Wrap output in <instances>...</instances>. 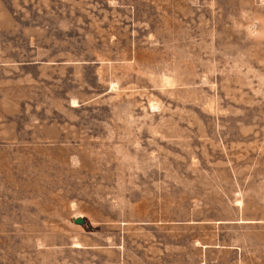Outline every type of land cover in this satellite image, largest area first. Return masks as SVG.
Returning a JSON list of instances; mask_svg holds the SVG:
<instances>
[{"label": "rangeland", "instance_id": "obj_1", "mask_svg": "<svg viewBox=\"0 0 264 264\" xmlns=\"http://www.w3.org/2000/svg\"><path fill=\"white\" fill-rule=\"evenodd\" d=\"M0 264H264V0H0Z\"/></svg>", "mask_w": 264, "mask_h": 264}]
</instances>
